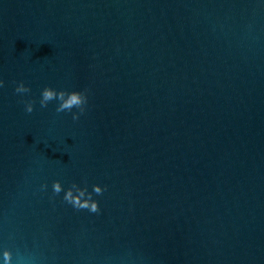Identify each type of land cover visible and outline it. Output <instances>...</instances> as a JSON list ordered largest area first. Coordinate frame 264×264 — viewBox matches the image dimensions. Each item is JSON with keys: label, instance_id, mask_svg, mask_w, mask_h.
I'll list each match as a JSON object with an SVG mask.
<instances>
[{"label": "water", "instance_id": "1", "mask_svg": "<svg viewBox=\"0 0 264 264\" xmlns=\"http://www.w3.org/2000/svg\"><path fill=\"white\" fill-rule=\"evenodd\" d=\"M0 80V264H264V0H0Z\"/></svg>", "mask_w": 264, "mask_h": 264}, {"label": "clouds", "instance_id": "2", "mask_svg": "<svg viewBox=\"0 0 264 264\" xmlns=\"http://www.w3.org/2000/svg\"><path fill=\"white\" fill-rule=\"evenodd\" d=\"M4 81L0 80V86H3ZM14 91L19 94H24L30 92V88L25 85L23 81L16 84ZM56 101L55 111L57 113L69 111L72 114V119L77 120L79 115L84 111V105L87 103V96L85 92L80 90H72L65 91L63 89H56L51 86H44L40 90V98L39 105L41 108H46L49 102ZM35 101L27 100L24 101V110L27 113H31L33 111V105ZM73 108L78 109V111H72ZM61 183L59 181H53L52 189L54 192L59 193L61 191ZM73 188L76 189L78 194H73ZM93 191L96 193H100L102 191L99 185H93ZM85 196V191L77 188L75 184H73L70 188H68L64 192V200L72 203L76 207L87 208L92 212L98 210V205L95 200L91 199H81ZM10 252L5 249L2 251L3 256V264H9L10 261Z\"/></svg>", "mask_w": 264, "mask_h": 264}]
</instances>
